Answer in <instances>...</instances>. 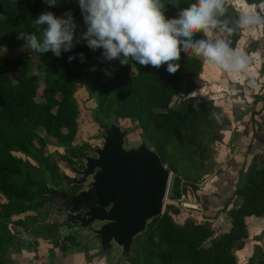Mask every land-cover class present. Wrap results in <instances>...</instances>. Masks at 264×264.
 <instances>
[{"label": "trees", "instance_id": "trees-1", "mask_svg": "<svg viewBox=\"0 0 264 264\" xmlns=\"http://www.w3.org/2000/svg\"><path fill=\"white\" fill-rule=\"evenodd\" d=\"M163 2L164 15L171 19L178 18L179 11L194 0H179L178 6H173L176 0ZM260 2L248 0L249 4ZM46 11L57 17L71 11L77 37L87 30L79 0H58L54 7L44 0H0V17H6L0 18V49L24 47L26 42L18 39L20 33L41 37L47 25L38 26L33 21ZM229 15L235 16L230 10ZM240 37L241 31L231 37L233 48ZM203 38L202 33L194 36L196 40ZM102 52V49L91 50L81 39L78 44L74 41V47L68 52L62 51L59 57L51 51L41 55L29 50L31 60L25 61L26 54L6 59L0 53V220L27 211L38 213L36 207L41 204L38 195L49 190L43 180L45 171L56 174L58 170L50 162V156H44L48 145L68 149L71 156L79 158L71 147L79 131L81 111L76 93L80 85L84 86L87 98L94 102L91 117L100 130L103 122L126 120L139 129V137L171 172L169 200L180 201L189 188L197 189L214 144L221 140L219 126L222 125L213 115L216 108L211 100L188 96L187 83L200 73L201 61L191 53L182 52L175 62L177 70L169 74L166 65L154 68L135 61L122 65L119 60L109 64ZM79 53L84 55L83 62ZM69 56L76 58L69 62ZM108 69L110 75L106 74ZM174 98H179L175 105ZM255 115L263 120L264 110L256 112L251 108L250 128L242 132L243 137L251 135L246 152L253 154V161L245 171H238L233 195L222 206L230 220L228 231L220 238H213L208 222L186 219L182 223L184 210L166 205L163 214L150 221L145 231L134 238L127 259L130 264H237L233 249L242 247L246 219L264 217V157L259 155L264 150V142L258 151L251 149L257 139L264 140V120L258 126ZM65 159L72 164L70 158ZM30 161L39 165V171ZM63 179L69 178L58 177L52 182L57 185ZM75 190L72 188V193ZM37 199L40 201L36 203ZM38 222L41 221L35 220L34 224ZM17 224L21 225L18 221ZM31 228L22 227L25 233L16 241L26 251L37 245L35 239L40 235L38 230L32 234ZM5 231L6 225L0 223V254L6 253L4 246L15 244ZM65 238L72 241L71 235ZM208 240L209 245L205 246ZM11 254L21 255V250L17 248ZM0 264L5 263L0 260ZM248 264H264L263 254Z\"/></svg>", "mask_w": 264, "mask_h": 264}, {"label": "rangeland", "instance_id": "rangeland-1", "mask_svg": "<svg viewBox=\"0 0 264 264\" xmlns=\"http://www.w3.org/2000/svg\"><path fill=\"white\" fill-rule=\"evenodd\" d=\"M238 8L239 5L234 3L233 8L229 10L235 15ZM234 49L243 52L249 61L247 70L237 77L218 72L191 54L201 61L202 69L187 83L188 96L212 101V105L216 108V118L222 123L219 126L221 140L214 144L211 159L206 164L203 179L198 183L197 189L189 188L187 194L180 201H171L166 196L164 202L165 206L176 205L184 210L180 218L182 223L186 219H193L198 223L208 222L214 233L213 238H220L230 228V220L222 206L233 195L232 188L238 171H245L254 158L253 154L246 152L249 144L248 139L250 141L251 135L249 133L244 137L242 135L245 129L250 128L251 108L256 112L260 109L264 110V30L241 31V37ZM29 50L25 46L12 50L1 48L0 53L6 59H15L18 55L26 54L24 60L29 61ZM104 61L111 64L115 60L106 61L104 59ZM30 68L33 70L34 67ZM107 73H110L109 69ZM76 97L81 114L79 131L71 148L78 154L92 155L90 149L102 145L101 133L103 130H100L99 125L92 121L94 102L87 98L83 85L79 86ZM261 97L263 98L261 99ZM178 101L179 98H174L172 104L175 105ZM254 118L257 119L258 126L261 121L263 123L264 119L258 120L257 115ZM117 124L122 130L132 132L126 141L127 146L138 145L141 138L139 137L140 131L135 124L129 120L119 121ZM258 130L260 131V127ZM262 130L264 131V129ZM246 137L248 138L246 139ZM256 138L259 137L256 136ZM263 142L262 138L257 139L256 146L251 149L258 151ZM84 146H86L85 149ZM259 155L264 157V150L259 152ZM44 156H50V162H53L58 168L56 174H52L48 170L45 171L46 175L43 180L46 186L51 190L63 188L72 191V188L63 184L64 179L58 181L57 185H54L53 182L58 177L60 179L74 177L75 174L70 171L69 167L80 169L83 160L80 157L71 156L68 149L57 148L52 144L46 147ZM65 158H70L72 164H68ZM256 160L259 164L260 158L257 157ZM30 162L39 171V165L36 162ZM53 178L56 179L53 180ZM79 188L84 189L85 185L76 189ZM39 201L40 199H37L36 203ZM55 216L56 213L41 216L38 213L27 211L0 220V223L6 225L5 235L15 242V244L3 247L6 253L0 254V260H3L5 264H130L129 261L120 258L121 250L118 247L114 248L110 258L97 256L99 247L96 243L88 240L89 236L79 235L76 227L58 223ZM46 217L50 220V226L57 229L58 236L57 239H53L54 241L46 238L39 226H34L35 220L43 221ZM17 221L21 225H18ZM26 225L32 227V234L38 229L40 231V235L35 239L37 245L33 246L30 251H26L24 246L20 247L22 243H17L24 235L22 227H26ZM245 232L246 237L242 240V247L233 249L237 264H248L249 260L258 257L259 254L264 256V217L246 219ZM65 235H71L72 241H65ZM204 245H209V240ZM17 248L21 250V255H12L11 253H15ZM119 258L120 260H118Z\"/></svg>", "mask_w": 264, "mask_h": 264}, {"label": "clouds", "instance_id": "clouds-1", "mask_svg": "<svg viewBox=\"0 0 264 264\" xmlns=\"http://www.w3.org/2000/svg\"><path fill=\"white\" fill-rule=\"evenodd\" d=\"M44 3L54 7L58 0ZM234 3L239 8L231 16L229 9ZM178 5L176 0L173 6ZM79 6L87 29L79 37L71 11L61 17L46 11L33 21L38 26L47 25L42 36L20 33L18 39L33 52L42 55L51 51L56 57L83 39L91 50L102 49L106 61L119 60L122 65L135 61L154 68L166 65L169 74L177 70L175 62L182 52L191 53L216 71L237 77L247 70L249 61L232 47L231 37L238 31L264 30V0L258 4L248 0H194L179 11L178 18L171 19L164 15L163 0H79ZM196 33L205 38L194 39ZM77 55L83 62V53ZM75 58L69 56L68 61Z\"/></svg>", "mask_w": 264, "mask_h": 264}, {"label": "water", "instance_id": "water-1", "mask_svg": "<svg viewBox=\"0 0 264 264\" xmlns=\"http://www.w3.org/2000/svg\"><path fill=\"white\" fill-rule=\"evenodd\" d=\"M101 126V147L91 149L92 155H82L83 169L70 166L75 177L63 181L70 188H85L72 195L63 190L39 194L54 200H45L36 210L41 216L56 213L58 223L89 236L99 247L97 256L110 258L118 247L120 258L127 260L134 238L163 214L171 172L142 138L138 145L127 146L132 132L113 121ZM34 226H39L46 238L57 239V229L47 217Z\"/></svg>", "mask_w": 264, "mask_h": 264}, {"label": "flooded vegetation", "instance_id": "flooded-vegetation-1", "mask_svg": "<svg viewBox=\"0 0 264 264\" xmlns=\"http://www.w3.org/2000/svg\"><path fill=\"white\" fill-rule=\"evenodd\" d=\"M78 156L81 158V156H82V154H78ZM82 159V158H81ZM81 169H83V163H81V166H80V170ZM75 177V176H74ZM74 177H72V178H69L68 179V181H72L73 179H74ZM75 188H78L77 186L75 187ZM61 190H63V191H65L67 194H76L78 191H80L81 190V188H79V189H76L75 191H74V193H72V191H70V190H64L63 188H59V189H49L48 191H61ZM41 199V202L40 203H42V202H44L45 200H51V201H53L54 200V197H52V196H48V197H44V198H40ZM39 203V204H40Z\"/></svg>", "mask_w": 264, "mask_h": 264}]
</instances>
